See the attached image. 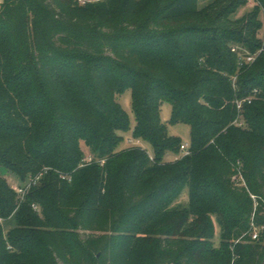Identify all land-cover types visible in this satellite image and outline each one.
<instances>
[{
  "label": "trees",
  "instance_id": "trees-1",
  "mask_svg": "<svg viewBox=\"0 0 264 264\" xmlns=\"http://www.w3.org/2000/svg\"><path fill=\"white\" fill-rule=\"evenodd\" d=\"M248 5L0 0V167L21 183L43 173L20 204L0 175V216L14 222L0 223V264H264V24L259 5L238 16ZM126 90L152 154L117 149ZM164 102L191 127L174 162L183 144ZM81 142L104 164L80 167Z\"/></svg>",
  "mask_w": 264,
  "mask_h": 264
},
{
  "label": "rangeland",
  "instance_id": "rangeland-1",
  "mask_svg": "<svg viewBox=\"0 0 264 264\" xmlns=\"http://www.w3.org/2000/svg\"><path fill=\"white\" fill-rule=\"evenodd\" d=\"M213 0H200V6L204 7L205 5H207L208 3H210ZM258 4L260 6L261 9V14H260V19L264 24V7L262 6L261 2L258 0ZM253 5H248L244 8H242L239 13L238 16H242L245 15L249 12H251ZM258 38L263 39L264 38V28L259 32L258 34ZM16 66L15 62H12L11 65V69H13ZM21 87L23 90L24 95L29 97V101L31 102V94L35 93L34 90V86L31 83H28L24 80H21ZM59 85V84H58ZM61 90H64V87H62ZM117 101L122 105V107L124 108V110L127 112V114L129 115L130 118V130L125 132V133H121L123 141L121 142V144L117 147L118 150H123V149H127L130 147H135V146H140L143 149L147 150V152L149 154H152V149L151 146L147 143H144L142 141H138L136 139H134L133 137V129L135 126V115L133 112V107H132V94L130 90H126L122 95L117 97ZM172 107L169 103L164 102L162 104L161 107V118H162V122L166 125L167 127V131L168 134L172 137L175 138L177 140H179V142L181 144H190L191 145V127L187 124L184 123H173L172 122ZM1 141V138H0ZM81 147L85 153L86 156L88 155H94L91 153V151L85 146L84 142H81ZM185 156V154L180 151L179 153H175V152H169L166 154L164 161L165 162H174L177 159H179L180 157ZM0 175L2 177H4L9 185L11 186V188L14 190V188L16 187H23L25 184L28 183V180L25 181V183H21L19 181V177H17L15 174L11 173L10 171H8L7 169H5L4 167H0ZM15 191V190H14ZM17 195V199H18V204L22 203V198L19 197V195L16 193ZM179 202L184 205V206H188L189 205V194H188V190H186L183 195L180 197ZM1 217V216H0ZM2 218V217H1ZM3 219V218H2ZM1 224H5V219H3V223ZM14 227V222L10 221L8 223L5 224V230L6 232H8L11 228ZM82 233V232H81ZM215 242L216 245H219L220 242V230L219 228H217V234L215 237Z\"/></svg>",
  "mask_w": 264,
  "mask_h": 264
},
{
  "label": "built area",
  "instance_id": "built-area-1",
  "mask_svg": "<svg viewBox=\"0 0 264 264\" xmlns=\"http://www.w3.org/2000/svg\"><path fill=\"white\" fill-rule=\"evenodd\" d=\"M78 1H79L81 4H85V3L87 2V0H78ZM248 3H249L250 5H259V4H258V0H248ZM233 51H236V49H233ZM256 58H257V55H249V56L246 57V60H245V61H246V63L252 64V63L256 60ZM257 93H258V91L255 90V91H254V95H252V96H250V97H248V98H246V99H243V100H241V101H238V102H237L238 110H239V111H242L243 105H244L245 103H249V104L252 103V101H253V99L256 97ZM235 123L239 124L240 126L243 125V123L239 122V119H238ZM189 148H190V144H183V145L181 146V151H182L185 155H188V154H189ZM94 162H98V163H100V164H104V160H100V159L96 158V157L93 156V155H88V156H86V157L83 159V161H82L80 167H83V166H86V165L92 164V163H94ZM42 175H43V173H40V174L37 175V176L30 177V178L28 179V183L25 184L23 187H16V188H14L15 192L19 195L20 198H22V200L25 199V196L29 193L30 189H31L32 187H34L35 185L38 184V182H39L40 179L42 178ZM237 177H238V179H239L240 181H244V180H243V177H242V175H241V173L238 174ZM63 178L65 179L66 177L64 176ZM244 184H245V183H244ZM252 198H253L254 201L256 200V198H255L254 196H252ZM255 207H257V202H255ZM34 209L38 211L39 208H38V206H34ZM0 223H3V219H2L1 217H0ZM252 227H253V230H252V232H251L252 240L257 241V240H259L260 229H259L258 227H256L254 224L252 225ZM240 241H241V240H238V241H236V243H239Z\"/></svg>",
  "mask_w": 264,
  "mask_h": 264
}]
</instances>
